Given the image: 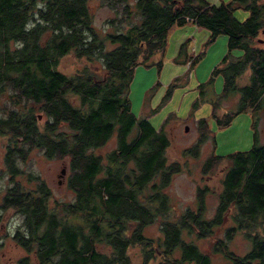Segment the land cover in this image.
I'll return each mask as SVG.
<instances>
[{"label":"trees","instance_id":"1","mask_svg":"<svg viewBox=\"0 0 264 264\" xmlns=\"http://www.w3.org/2000/svg\"><path fill=\"white\" fill-rule=\"evenodd\" d=\"M91 1L0 0V136L7 139L0 173L8 183L0 186V220L8 209L21 218L11 235L24 251L18 264H135L128 249L136 245L142 264H211L194 240L211 237L229 211L233 225L224 229L215 250L231 264H264V228L262 234L257 230L264 222V144L257 129L264 112V0H101L117 14L110 24L120 28L113 32L94 27ZM239 9L248 12L243 20L234 15ZM188 22L209 31L207 44L227 37V53L198 85L203 94L213 76L222 77L221 95L208 99L210 119L224 127L239 113L253 117L247 151L212 153L202 166L206 173L226 163L210 218L200 188L195 209L173 213L165 188L180 163L165 155L170 139L164 125L170 118L156 129L131 112L128 96L134 69L160 68L152 56L164 53L172 27ZM234 49L242 54L233 56ZM70 53L97 61L99 69L62 73L60 59ZM203 54L192 58L189 70ZM234 96V109L222 115L223 100ZM208 121H198L199 138L184 154H198L212 133ZM113 137L116 146L97 153ZM33 150L67 160L73 200L54 199L39 175L20 168ZM157 219L159 237L146 235ZM236 230L251 244L241 256L227 247Z\"/></svg>","mask_w":264,"mask_h":264},{"label":"rangeland","instance_id":"2","mask_svg":"<svg viewBox=\"0 0 264 264\" xmlns=\"http://www.w3.org/2000/svg\"><path fill=\"white\" fill-rule=\"evenodd\" d=\"M211 4L228 3L230 0H206ZM132 2V0H131ZM93 11V25L100 32H113L114 26L120 28L119 24L111 25L110 21L117 16L111 9L103 6L101 0L90 2ZM248 12L237 10L234 15L237 19L243 20ZM128 24L124 25L127 26ZM209 31L195 26L192 22L182 26H174L170 29L166 38V48L163 54H154L152 61H161L160 68L157 65L144 67L138 65L129 87V101L131 112L136 117L146 118L156 129L160 128L166 119L170 120L164 127L170 139L169 147L166 150L168 162L179 161L180 171L173 175L170 184L165 188L171 200V208L174 214L192 208L197 205V189H203L204 215L207 218L213 216L218 202V193L221 190V180L225 162L211 172H202V166L212 153L216 156L227 157L237 152L247 151L253 145L254 129L252 128L253 117L249 113H239L227 126H217L216 122L210 119L212 106L208 99L221 95L223 80L221 76H213L211 85L206 86L203 94H200L198 85L206 83L211 77L212 69L219 63L227 53L225 35H219L216 39L207 44ZM184 52L186 56L198 55L204 52L203 56L189 70L184 64V54H180V46L185 42ZM107 49L112 48L106 42ZM193 49V50H192ZM239 55V50L234 49ZM192 57V56H191ZM88 67L92 70L99 69L97 61H88L85 58L78 59L72 53L62 57L59 62V70L67 75ZM209 87V88H208ZM169 93V96H167ZM226 99V98H225ZM237 97H229L223 100L220 107L222 115L225 111L233 110ZM201 118L209 119L211 136L200 145L196 156L183 153L194 145L200 135L198 121ZM44 119L41 118L40 123ZM185 126L187 131H185ZM259 142L264 144V112H262L257 124ZM6 137L0 136V171H3V155L5 150ZM116 146L115 138H111L97 153L105 155ZM20 168L24 172L39 175L50 189L54 199L70 202L74 199L73 191L67 185L68 162L66 159L46 158L40 151L33 150L24 162H20ZM61 169L64 172L61 174ZM5 173V172H4ZM4 173H0V186L7 185ZM22 181L25 178H21ZM34 184L31 183L30 187ZM232 211L227 213L223 224L214 229L211 237L195 239L197 246L210 258L211 264H231L223 252L215 250L217 239H224V229L233 225L231 220ZM174 216V215H173ZM161 220V218H159ZM151 225L146 235L159 237L160 220ZM21 218L15 211L8 209L2 211L0 220V240L3 245L0 247V264H18V259L24 256V251L17 247L11 239V233ZM258 233H263L264 222L258 224ZM4 236V237H3ZM250 240L242 232H231V239L227 247L236 255H243L250 249ZM141 247L133 246L128 249V254L135 264H142ZM150 264H155L151 262Z\"/></svg>","mask_w":264,"mask_h":264},{"label":"crops","instance_id":"3","mask_svg":"<svg viewBox=\"0 0 264 264\" xmlns=\"http://www.w3.org/2000/svg\"><path fill=\"white\" fill-rule=\"evenodd\" d=\"M190 39H188L187 40V43H188V41H189ZM226 41H227V39H226ZM239 55H238V53H236L234 50H232L231 51V54L233 55V56H240L241 54H242V51L241 50H239ZM189 56L187 55V57H186V55L184 54V60L183 61H185V59H187Z\"/></svg>","mask_w":264,"mask_h":264},{"label":"built area","instance_id":"4","mask_svg":"<svg viewBox=\"0 0 264 264\" xmlns=\"http://www.w3.org/2000/svg\"><path fill=\"white\" fill-rule=\"evenodd\" d=\"M192 50H193V49H192ZM191 56H192V57H191ZM191 56H190V60H188V61L186 62L188 68L190 67V64H191L192 58L195 57L194 55H191Z\"/></svg>","mask_w":264,"mask_h":264},{"label":"water","instance_id":"5","mask_svg":"<svg viewBox=\"0 0 264 264\" xmlns=\"http://www.w3.org/2000/svg\"><path fill=\"white\" fill-rule=\"evenodd\" d=\"M185 131H187V127L185 126ZM64 172L63 169H61V174Z\"/></svg>","mask_w":264,"mask_h":264},{"label":"flooded vegetation","instance_id":"6","mask_svg":"<svg viewBox=\"0 0 264 264\" xmlns=\"http://www.w3.org/2000/svg\"><path fill=\"white\" fill-rule=\"evenodd\" d=\"M18 225V224H17ZM16 228V227H15ZM14 232V231H13ZM11 235H13V233H11Z\"/></svg>","mask_w":264,"mask_h":264}]
</instances>
